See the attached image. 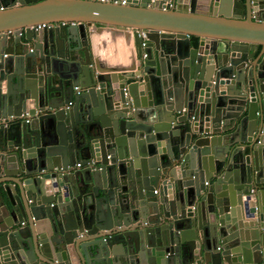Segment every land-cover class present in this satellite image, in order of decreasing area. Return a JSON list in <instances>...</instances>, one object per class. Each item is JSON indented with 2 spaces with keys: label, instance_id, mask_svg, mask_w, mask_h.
I'll list each match as a JSON object with an SVG mask.
<instances>
[{
  "label": "water",
  "instance_id": "95a60500",
  "mask_svg": "<svg viewBox=\"0 0 264 264\" xmlns=\"http://www.w3.org/2000/svg\"><path fill=\"white\" fill-rule=\"evenodd\" d=\"M0 119V264L264 263V0H0Z\"/></svg>",
  "mask_w": 264,
  "mask_h": 264
},
{
  "label": "crops",
  "instance_id": "0c3cea01",
  "mask_svg": "<svg viewBox=\"0 0 264 264\" xmlns=\"http://www.w3.org/2000/svg\"><path fill=\"white\" fill-rule=\"evenodd\" d=\"M87 31L93 66L96 63L105 71L123 70L135 63L136 41L132 29L92 24ZM192 39L197 41V38Z\"/></svg>",
  "mask_w": 264,
  "mask_h": 264
},
{
  "label": "built area",
  "instance_id": "2783aa9c",
  "mask_svg": "<svg viewBox=\"0 0 264 264\" xmlns=\"http://www.w3.org/2000/svg\"><path fill=\"white\" fill-rule=\"evenodd\" d=\"M92 1H100V2H105V1H107V0H92ZM121 3H124V0H121ZM71 24H73V23H71ZM51 24H47V26H50ZM45 26V24H38V25H36V26H32L31 28L32 29H34V30H40V29H42L43 27ZM76 89V91H78V88H75ZM5 120L3 119H0V123L1 122H4ZM91 163H93V162H90V164ZM81 167V163H77V164H75V166H74V168H80ZM70 169V168H69ZM54 171H57V168H54ZM67 172H69V171H67ZM261 264H264V263H261Z\"/></svg>",
  "mask_w": 264,
  "mask_h": 264
},
{
  "label": "trees",
  "instance_id": "16d2710c",
  "mask_svg": "<svg viewBox=\"0 0 264 264\" xmlns=\"http://www.w3.org/2000/svg\"><path fill=\"white\" fill-rule=\"evenodd\" d=\"M195 42V41H194Z\"/></svg>",
  "mask_w": 264,
  "mask_h": 264
}]
</instances>
